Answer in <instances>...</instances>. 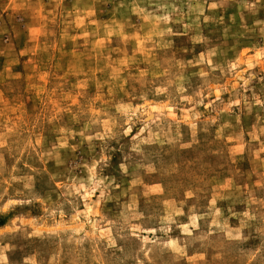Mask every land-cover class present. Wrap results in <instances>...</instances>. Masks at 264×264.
Here are the masks:
<instances>
[{
	"label": "rangeland",
	"instance_id": "obj_1",
	"mask_svg": "<svg viewBox=\"0 0 264 264\" xmlns=\"http://www.w3.org/2000/svg\"><path fill=\"white\" fill-rule=\"evenodd\" d=\"M0 264H264V0H0Z\"/></svg>",
	"mask_w": 264,
	"mask_h": 264
}]
</instances>
